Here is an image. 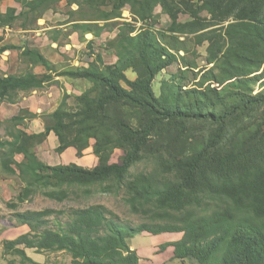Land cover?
<instances>
[{"label":"trees","instance_id":"1","mask_svg":"<svg viewBox=\"0 0 264 264\" xmlns=\"http://www.w3.org/2000/svg\"><path fill=\"white\" fill-rule=\"evenodd\" d=\"M16 1L22 10L10 7L0 24L23 18L22 28L33 29L47 11L66 1L77 5L69 13V22L82 35L90 32L100 36L114 26L119 28L107 44L117 56L115 63H105L98 53L86 67L55 71L58 76L91 83L76 96L75 108L69 107V95L64 94L57 109L45 116L50 123L41 133H28L22 127L26 118L37 116L29 109L4 119L8 122L7 138L0 137V162L3 169L25 183L19 200L25 201L32 192L47 187L52 189L45 194L59 201L70 197L72 187H85L88 197L91 190L87 186L108 183L104 190H109L112 182L125 189L133 212L162 209L170 217L166 223H143L133 228L97 204L72 209L68 221L55 229L48 226L52 209L20 212V224L29 226L30 231L5 239L4 252L12 251L30 264L44 263L29 257L25 248L39 253L68 252L72 264H139L129 237L145 231L181 232L182 237L170 243L176 258L191 257L197 264H264V88L254 93L251 86L264 79V71L256 73L264 65V0H204L205 9L219 12L220 21L229 23L222 25V33L214 28L195 36L197 45L208 41L206 61L212 64L198 71V64L187 58L192 38L179 37L190 32L186 28L193 22H178V12L171 3L174 0ZM159 4L172 19L169 29L138 27L137 22L155 19ZM105 6L109 9H103ZM126 6L134 16L133 23L119 21ZM22 54L31 65L54 71L52 61L38 48L25 47ZM177 61L183 62L180 71L193 73L194 84L185 88L188 84L180 71L169 74L171 79L162 81L158 95L154 79ZM129 70L135 78L127 75ZM51 80V74L33 70L0 73V101L15 103L22 93L40 89ZM256 116H262L260 123L244 124L233 131L239 123ZM196 120L216 125L207 140L192 147H168L160 140L173 133L178 144L187 125ZM51 131L59 140L57 152L73 147L81 156L92 146L98 164L89 168L77 163H44L36 148ZM117 148L124 154L112 162ZM146 153L160 166L161 176L147 172L131 175V167ZM17 154L23 155V160L16 161ZM217 200L220 207L209 209Z\"/></svg>","mask_w":264,"mask_h":264},{"label":"rangeland","instance_id":"2","mask_svg":"<svg viewBox=\"0 0 264 264\" xmlns=\"http://www.w3.org/2000/svg\"><path fill=\"white\" fill-rule=\"evenodd\" d=\"M171 3L174 9L178 12L179 23L193 22L191 26L186 28L187 31H190L189 33L179 34V37L182 36L181 39H184L187 35H189V38L191 37L193 40V42H190L191 51L188 53L187 58L198 64V68H196L195 71H198L199 69H209L212 66V64L208 65L206 61L208 55L207 47L209 43L208 41H206L202 45H197L195 36L204 31H208L214 28L219 29L218 32L222 33L224 32V30H222V25L226 26L229 23V20L221 22L220 17H218L220 16L218 14L219 12H215L213 14L204 8V0H174V2ZM16 4L18 5L16 6L18 7V12H20L22 10V4L18 1H16ZM76 8V4L70 5L66 1H62L54 10H50V18L47 24L41 25L39 22L40 19H38V21L33 24L34 28L26 31H22L23 18H19L13 21L11 23L13 26L12 32H10L13 40L9 43L6 41L3 42L4 38L6 37V32L0 31V66L2 65L4 68H6L5 71H2L0 69L1 72L21 74L28 70H33L34 72L40 74L49 73L52 75V80L47 82L45 87L41 89V91L44 92L46 90V87L50 88L52 84H55V82H57V80L54 79L56 76H58V72L55 71H61L64 69L76 67H86L91 61L95 59V54L100 53L105 63H115L117 61V56L113 50L107 49V44L108 41L115 37V35L117 34L119 30V28L117 27L118 25L114 26L113 30L104 31L100 36H94L90 32L82 35L80 32L75 30L73 28V25L69 22V13L72 9ZM103 9L109 8L105 6L103 7ZM154 13L156 15L155 19H151L148 22L144 23L137 22V26H151L159 30L169 29V27L172 25V19L169 14L165 12L162 5H157ZM119 21L120 23L124 24L135 22L134 16L129 6L125 7L122 13V17L119 19ZM47 25H51L53 28L46 29L45 27ZM203 27L207 28L202 30ZM37 31L40 32V34ZM53 42L56 44L52 45ZM6 43L10 44L11 48L4 49V45H6ZM25 47L38 48L50 61H52L55 67L54 71L48 70L44 65H31L28 62V59L23 57L22 52ZM5 50L6 52L3 53ZM9 51H12V54L8 55ZM181 54H184V51H181ZM6 59L9 64L7 63V65L5 66L4 61ZM180 69H184L183 62L177 61L156 76L153 82V88L158 95L161 92L162 81L165 79H171V76H169V74L178 75ZM263 71L264 65L256 73H262ZM180 72L184 77L183 81L188 84V86H186L185 88L191 87L194 84L193 73L191 71ZM127 75L130 78L136 77V74L131 70L127 71ZM59 81L55 84L61 92L59 100H57L58 102L41 104L42 111L40 112V114H42V122H45V124L50 123V119H46L45 116L49 115L51 112L57 109L64 97V94L69 95V107L75 108L77 105L76 96L81 94L91 86V83L86 79H77L69 76H61ZM66 81L68 84H66ZM177 81L181 82L180 79H177ZM262 81H264V79L256 84L251 85L254 93H258L264 88ZM213 86H218V84H213ZM68 89L70 90L69 93ZM29 93L30 92H27L25 93V95H28ZM22 109H27V107ZM20 111L21 108L17 109L16 113L19 114ZM32 118L34 117L26 118L27 120H25L24 123L29 126L30 120ZM261 120L262 116H256L251 120L244 121V123H239L233 129V131H239L244 124L249 125L250 123H260ZM25 124L24 126L26 127ZM7 126L8 122H5L3 120L0 125V137H3L5 135ZM215 129L216 125L214 123L196 120L191 121L187 125L186 132L184 133L182 139H179L180 142L178 144L176 143V140L178 138L174 137L173 133L164 134L160 140L163 141L166 146L168 145V147H192L198 141L203 142L204 140H207L208 137L211 136L215 131ZM178 137L180 138V136ZM181 140H183L182 145ZM54 152H56V149ZM123 154V149H115L111 156V161L118 162ZM148 155L149 154L146 153L144 159L137 162L131 167L130 172L132 176L143 172L155 173L156 175L161 176L160 166L154 159H152ZM76 156H94L95 161H97L96 165L98 164V157L94 154L93 147L86 148L81 156L77 155L76 150ZM22 157V155L17 154L14 159L16 161H21L23 159ZM56 157H58L57 154ZM88 166L94 167V164H89L84 167ZM46 171L50 172V169H47ZM107 185L108 183H104L103 185L87 186L88 189L91 190V194L88 197H86L84 193L86 189L85 187L69 188L70 197H67L62 201L52 199L45 194V192L50 191L52 187L40 188L32 192L27 200L20 201L18 197L22 193L25 183H23V181L18 176L10 174L5 169H3L0 162V264H8L10 261H13L14 264H30L20 255L15 254L12 251L10 253L4 252L5 250L3 241L5 239H15V237H18V235H20L24 231H30L29 226L25 228L21 227L22 225L20 224L19 218L17 216L20 212L52 209L54 210V212L48 215V219L50 221L48 223V226L55 229H58L60 224L64 225L68 221L72 209L89 207L97 204H102L107 207L111 212L109 216L111 215V217L116 219L117 221L133 228L138 227L143 223L168 222V217L170 216L168 215L167 211H163L162 209L148 210L150 209L148 208L145 210V212H133L130 205L126 201L127 195L125 193V189L122 187L118 188L117 186H113L114 183L110 182L109 185L111 186V189L109 188V190H104V187H107ZM219 205H221L219 200L214 202L212 201L209 205V209L220 207ZM145 232L146 235L152 236L153 234L151 232ZM139 234L136 235L137 238ZM161 234L163 236H159L160 238L164 237L168 240H177L183 235V233L181 232H164ZM161 240H158L159 242L156 243V253L162 252L161 249L163 245H161ZM173 249L174 248L168 249L166 254H163L162 257L160 255L157 259V262L160 263L166 260V264H197V261L191 257L185 259L176 258L174 256ZM30 253L44 264H72V256L65 251H46L39 253L36 250L31 249Z\"/></svg>","mask_w":264,"mask_h":264},{"label":"crops","instance_id":"3","mask_svg":"<svg viewBox=\"0 0 264 264\" xmlns=\"http://www.w3.org/2000/svg\"><path fill=\"white\" fill-rule=\"evenodd\" d=\"M16 6H18V5L16 4V1H14V0H0V19L4 20V18L6 17L7 10L10 7H15L18 9V7H16ZM49 12H51V11H47L44 14V16L42 18H40L39 22L41 25L47 24V22L50 18ZM12 27H13L12 24H5V25L0 24V31L6 32V37L4 38L3 42L4 41H6L8 43L12 42L13 37L11 36V33H10V32H12ZM45 28L46 29H52L53 27L51 25H47ZM22 31H26V30L22 28ZM38 33L40 34V32H38ZM53 44H56V43L53 42L52 45ZM4 46H5L4 49L5 48L8 49V46H10V44L6 43V45H4ZM5 52H6V50L3 53H5ZM9 54H12V51H9L8 55ZM2 56H4V55H2ZM7 63H8V61L6 59L4 61L5 66L7 65ZM0 69L2 71L6 70V68H4L2 65L0 66ZM1 70H0V73L10 74L7 72L6 73L1 72ZM60 78H61V76H56L54 80L59 81ZM61 82H63V81H61ZM56 83H58V82H55V84ZM55 84H52V86H50V88L46 87V90L44 92L41 91V89H43L45 86L40 88V89H36V90L31 91L28 95H25L24 93H22V98L18 99V101L15 103H11L8 101H0V125L4 119L11 117L15 114L17 115V113H16L17 109H20V108L22 109V108L27 107V109L29 108L32 112L36 113L37 116L30 120L29 126H27L25 124L26 127L25 126H22V127L25 128V130L28 133H41V132H43L45 130V122H42V118H41L42 114H40V112L42 111L41 104L42 103L48 104V103L58 102L57 100H59L61 92ZM66 84H68L67 81H66ZM69 92H70V90L68 89V93ZM25 120H27V119H25ZM6 133H7V129H6ZM6 133L3 137L1 136L2 139L7 138ZM58 145H59V140H58V137L56 136V134L53 131L49 132L42 139V141L40 143H38V145H37L36 151H37L39 158L44 163H46V164L48 163L49 165H53V166L59 165V164H67L70 162H74V163H77V164L82 165V166H87L89 164H91V165L94 164V166L96 165L97 161H95L94 156L93 157H84V156L77 157L76 156V149L73 147H69L61 153H59L57 151L54 152ZM56 154L58 155V157H56ZM18 155H21V154H18ZM22 158H24V156ZM95 158H96V156H95ZM88 167H91V166H88ZM21 227L25 228V227H27V225H22ZM26 232H28V231H24L23 233H26ZM23 233H21V234H23ZM136 235L129 237L128 242H129L131 248L133 250L137 251V253L140 257L139 264H166V260L159 263V262H157V259L159 258L160 255H161V257L163 256V254L165 255L166 252L168 251V249L174 248L172 245H170V243H172L173 241H176V240H168V239H165L164 237L160 238L159 236H163L162 234H152V236H150V235H146V232H142L138 235V238ZM15 238H17V237H15ZM156 238H160V239H156ZM179 239H177V240H179ZM158 240L159 241L161 240V243H162L161 245H163V246L161 249L162 252L156 253V243L159 242ZM31 249L32 248L25 249L28 256L31 257L33 260L41 263V261L36 259L34 257V255H31V253H30Z\"/></svg>","mask_w":264,"mask_h":264}]
</instances>
